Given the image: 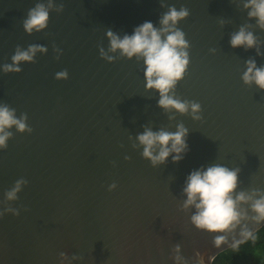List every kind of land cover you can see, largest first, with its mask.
I'll return each mask as SVG.
<instances>
[{
    "label": "water",
    "instance_id": "obj_1",
    "mask_svg": "<svg viewBox=\"0 0 264 264\" xmlns=\"http://www.w3.org/2000/svg\"><path fill=\"white\" fill-rule=\"evenodd\" d=\"M40 2L48 0H0V104L18 117L27 113L33 129H10L13 138L0 150V201L16 180L28 181L10 202L19 216L0 219V264H176L177 245L188 264H213L242 237L237 230L217 247L219 233L191 224L181 211L188 175L215 164L240 168L237 191L264 192V90L242 80L247 60L264 67V29L249 17L248 0H165L190 10L178 25L190 64L176 94L201 104V121L158 105L159 92L146 89L143 60L100 55L110 45L108 29L122 38L145 21L161 27L168 10L161 0H55L64 11L50 9L48 28L29 35L23 21ZM241 26L258 38L255 47L231 46ZM31 44L47 54L22 63L20 73H4L17 46ZM63 70L69 78L57 80ZM181 122L189 151L180 162L169 157L153 167L143 148L133 147L145 126L175 132ZM247 223L252 231L264 227Z\"/></svg>",
    "mask_w": 264,
    "mask_h": 264
},
{
    "label": "clouds",
    "instance_id": "obj_2",
    "mask_svg": "<svg viewBox=\"0 0 264 264\" xmlns=\"http://www.w3.org/2000/svg\"><path fill=\"white\" fill-rule=\"evenodd\" d=\"M161 6L168 9L160 18L161 27L157 28L152 22L145 21L134 29L132 35L125 34L122 38L108 29L106 35L110 45L107 50L101 46L100 55L108 62H115L117 58L143 60L146 65L144 72L146 89H155L159 92L158 105L166 113H171L175 109L182 115L188 114L193 120L201 121L203 119L201 104L181 99L176 94L177 85L184 79L190 64V43L186 40L185 32L178 25L190 16V10L184 6L178 10L175 6H169L165 0H161ZM244 7L251 9L248 13L249 17L257 18V24L264 29V0H248ZM50 9L61 13L64 11V5L62 3L57 5L55 0H48L47 6L43 2L37 3L28 11L27 18L23 21L24 30L31 35L48 28ZM257 41L258 38L253 32L241 26L238 32L231 35L230 44L233 48L244 47L248 50L255 47ZM53 50L57 53L56 59L59 60L63 54L62 50L55 45ZM210 51L214 53L216 49ZM47 52L48 48L39 44H31L27 49L17 46L15 54L11 57L12 63L4 64L3 72L20 73L22 63H35L37 53L47 54ZM257 54H260L259 50ZM246 65V71L242 75L243 82L249 86L254 83L259 89L264 90V67H257L255 59L247 60ZM55 78L67 80L69 73L67 70L60 71L56 73ZM174 118V115H169V119ZM28 119L27 113L18 117L16 109L7 103L0 104V150L7 149L8 141L13 138L14 133L9 131L10 129L15 128L19 133L33 132L28 125ZM188 135L189 129L182 122L177 125L175 132L164 129L154 132L145 126L144 132L135 138L139 143L134 142L133 147H142L143 158L150 161L153 167L166 164L169 157L174 163H178L189 151L186 139ZM240 172V168L230 169L220 164L207 166L206 169L201 167L188 175L182 190V196L186 198L182 201L181 211L191 214L190 222L196 229L209 234L219 233L220 235L213 236V243L217 247L227 243L228 235L236 233L237 230L242 239L236 241L232 247L248 239L255 242L260 229L250 230L247 222L251 221L256 225L264 222V192L257 190L251 194L238 192ZM27 184L26 179L20 178L10 190L6 191L5 201H0V219L6 213L19 216L20 211L12 207L10 202L19 199L18 194ZM116 188L117 184L113 183L109 186V191ZM256 196L260 198L256 199ZM180 251V246L177 245L174 256L176 264H188L179 254ZM60 255L67 259L64 253ZM199 264H204L202 258Z\"/></svg>",
    "mask_w": 264,
    "mask_h": 264
},
{
    "label": "trees",
    "instance_id": "obj_3",
    "mask_svg": "<svg viewBox=\"0 0 264 264\" xmlns=\"http://www.w3.org/2000/svg\"><path fill=\"white\" fill-rule=\"evenodd\" d=\"M258 239H248L221 254L213 264H264V227L258 232Z\"/></svg>",
    "mask_w": 264,
    "mask_h": 264
}]
</instances>
